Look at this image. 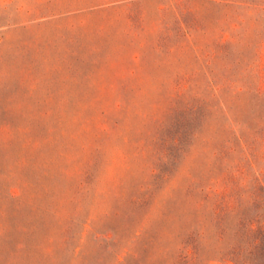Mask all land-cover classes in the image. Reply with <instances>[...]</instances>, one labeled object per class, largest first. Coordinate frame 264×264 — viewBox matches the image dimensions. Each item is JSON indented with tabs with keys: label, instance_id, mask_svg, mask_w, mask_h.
I'll list each match as a JSON object with an SVG mask.
<instances>
[{
	"label": "rangeland",
	"instance_id": "rangeland-1",
	"mask_svg": "<svg viewBox=\"0 0 264 264\" xmlns=\"http://www.w3.org/2000/svg\"><path fill=\"white\" fill-rule=\"evenodd\" d=\"M0 264H264V0H0Z\"/></svg>",
	"mask_w": 264,
	"mask_h": 264
},
{
	"label": "crops",
	"instance_id": "crops-1",
	"mask_svg": "<svg viewBox=\"0 0 264 264\" xmlns=\"http://www.w3.org/2000/svg\"><path fill=\"white\" fill-rule=\"evenodd\" d=\"M70 32L74 30V37L68 35L69 42L80 50L79 57L84 58V65H104V12L78 10L74 20H68ZM73 37V38H72ZM65 39H62V44ZM101 71H104L101 70ZM85 72H91L86 70Z\"/></svg>",
	"mask_w": 264,
	"mask_h": 264
}]
</instances>
